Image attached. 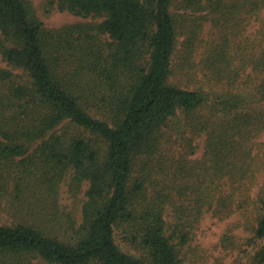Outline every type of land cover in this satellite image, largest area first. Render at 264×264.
I'll return each mask as SVG.
<instances>
[{
	"label": "trees",
	"instance_id": "obj_1",
	"mask_svg": "<svg viewBox=\"0 0 264 264\" xmlns=\"http://www.w3.org/2000/svg\"><path fill=\"white\" fill-rule=\"evenodd\" d=\"M49 3L104 19L48 30L25 0H0V53L30 78L16 85L0 67V135L8 141L0 140V180L2 156L23 154L24 137L66 123L76 133L44 147L88 189L69 240L0 225V264H184L205 213L223 219L252 204L263 240L264 188L259 201L250 189L260 168L255 150L264 146V0ZM207 22L212 42L197 59ZM6 101L24 106L25 118L7 119ZM116 230L143 254L124 252ZM255 259L264 264V246Z\"/></svg>",
	"mask_w": 264,
	"mask_h": 264
},
{
	"label": "rangeland",
	"instance_id": "obj_2",
	"mask_svg": "<svg viewBox=\"0 0 264 264\" xmlns=\"http://www.w3.org/2000/svg\"><path fill=\"white\" fill-rule=\"evenodd\" d=\"M25 2L31 13L43 22L48 30H58L76 24H98L104 19L97 16L83 17L67 10L60 11L57 7H52L49 0H25ZM211 28L210 22L205 23L202 32L203 41L196 55L197 59L200 58L206 43L212 40ZM245 35L250 36V24ZM183 40L184 37L179 38V51L183 49ZM0 67L13 72L12 82L16 85L30 81L27 73L9 65L1 53ZM5 85L10 86L11 83L6 81ZM2 89L7 92L8 87L2 86ZM93 110L90 109V112L95 115L96 110ZM4 111L7 119L15 116L25 118L22 115L25 112L24 106L20 108L9 105L6 101ZM97 115L101 116V114ZM4 129L8 130V127L5 126ZM76 131L66 123L59 124L34 140L30 141L24 137L23 141H20L24 143L23 154L2 156L0 225L16 226L22 223L33 226L48 236L69 240L67 236H70L68 235L70 223L74 220L78 223L81 221L88 183L75 185L72 182L71 167L52 159L44 144L50 141L52 136L64 132L67 138H71ZM0 140L8 142L2 134ZM258 141L264 143V131L258 137ZM196 143V152L191 157L199 159L203 154L205 136L199 138ZM178 150L184 151L183 147H178ZM255 155H257L256 163L260 168L258 167L256 173L258 179L252 190L250 189V198L252 201H259L258 198L264 188V146L257 147ZM259 218V209L253 204L249 206L246 214L237 209L231 216L223 219L214 216L212 212L205 213L193 230L191 240L183 248L184 264H258L255 257L264 246V239L255 237ZM115 237L124 252L133 255L143 254L142 250L125 240L120 230H116ZM30 259L33 264H48L39 257Z\"/></svg>",
	"mask_w": 264,
	"mask_h": 264
}]
</instances>
